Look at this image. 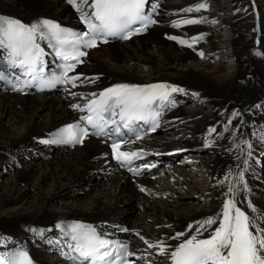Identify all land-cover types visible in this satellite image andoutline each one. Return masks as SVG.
I'll list each match as a JSON object with an SVG mask.
<instances>
[{
    "label": "bare ground",
    "instance_id": "obj_1",
    "mask_svg": "<svg viewBox=\"0 0 264 264\" xmlns=\"http://www.w3.org/2000/svg\"><path fill=\"white\" fill-rule=\"evenodd\" d=\"M93 1H0V17L22 26L38 19L63 23L75 19ZM149 1L159 7L155 24L143 36L123 42L126 46L117 42L103 45L105 51L100 52V47L90 51L75 73L79 84L73 90L47 97L0 93V169L13 172L9 189L17 194L14 198L9 191L1 193L0 208L33 191L28 207L0 213V264H6L5 253L12 247L24 249L30 264H48L45 254L51 249L54 264H67L60 256L63 239L52 225L61 220L85 222L105 233L127 226V234L119 238L129 240L130 251L140 254L147 264H169L181 245L210 240L215 243L205 258L224 263L235 241L239 216L246 227L244 251L249 262L264 264V200L259 196L264 184V19L259 15L260 5L255 0L235 2L230 16L216 9L223 21L236 27L245 14L241 5L249 2L259 28L257 40L246 39L237 29L228 40L229 56L235 62L227 73L220 67L207 70L204 62L205 56L217 53L207 34L206 23L213 15L206 12V0ZM202 45L207 53L199 57ZM115 84L158 90L172 87L174 106L165 113L157 132L139 144L160 155L151 159L152 164L171 165L167 169L158 166L170 185L169 193L147 176L133 178L115 170L106 144L99 140L89 139L68 150L43 141L54 129L77 120L76 109L91 95ZM188 100L196 105L186 110L181 102ZM2 119L17 133L9 134ZM175 151L181 153L162 156ZM35 157L40 159L34 162ZM180 159L187 170L196 166L197 175L201 170L207 177V183L201 181L197 188L202 203L190 202L194 187L185 182L181 170L186 169L172 167ZM37 165L44 167L41 173ZM18 184L24 187L22 192ZM86 188H96V193L82 206L76 202L60 212H48L47 206L56 197L86 195ZM160 193L165 202L153 199ZM130 207H140L135 214L139 222L129 216Z\"/></svg>",
    "mask_w": 264,
    "mask_h": 264
},
{
    "label": "rangeland",
    "instance_id": "obj_2",
    "mask_svg": "<svg viewBox=\"0 0 264 264\" xmlns=\"http://www.w3.org/2000/svg\"><path fill=\"white\" fill-rule=\"evenodd\" d=\"M0 1L4 2L6 0H0ZM206 1L208 3V5L206 7V12L211 13L213 15L212 21L210 22V24L208 23L209 21L206 23L207 27H208L207 34H209V36H211L213 38V41L217 47V50H216L217 53H216V55H214L215 57L214 56H212V57H206L205 56L204 62L207 60L206 61V64L208 66V67L206 66L207 70H210V69L214 70V68L216 69V68L220 67L221 72L224 71V72L228 73L231 71L233 64L235 62V60L229 56L228 40L232 38L233 34L236 32V29L240 30L246 39L257 40V38L255 36L259 32V28L256 27V22H257L256 15H255L254 11H251V12L249 11V9H251V7H249V2H247L248 4L246 3V4L241 5V8H243V11H245V14H244L242 20L240 21V23H238L236 25V27H234L229 22L223 21V19H221L219 17V15H217L216 9H220V11H222L225 15L230 16L232 14V5L235 2L240 3L241 0H206ZM255 2L260 5L259 15L264 19V0H255ZM217 3H218V6H217ZM257 29H258V31H257ZM132 43L135 44L137 42H136V40H134ZM126 45L127 44H124V43H117V46H126ZM105 49L106 48H103L101 46L99 51L102 52L103 50L105 51ZM149 51H151V50H149ZM206 51H207V47L203 46L202 50L200 51L201 53L202 52L203 53L199 57L204 56V52H206ZM261 58H262V61H264V56H262ZM201 61L203 62V60H201ZM201 61L196 60V63L201 62ZM217 65H218V67H217ZM143 70L145 71V67L142 69V71ZM216 70H219V69H216ZM180 100L181 99H179V101ZM194 103H195L194 100H188V101H182L181 102V104H183L182 106L186 110L189 108H192L194 105H196ZM202 109H204L203 112H205V113L208 111V107H206V108L202 107ZM9 125H10L9 122L6 119H2V127L6 128L7 132H9V134L17 133V130H9V128H10ZM263 150H264V147H263ZM262 156L263 155H261V160L263 159ZM39 159H40L39 157H35L33 160H34V162H36ZM25 160L29 161L30 159H28V160L25 159ZM175 160H177V159H175ZM263 161H262V163L264 164ZM175 162H176V164H174L172 167L178 168V169H181V168L186 169V170H181L183 173L186 174L185 182L188 185L194 187L191 190V193L193 194V198L190 199V202L192 200L193 203L192 202L191 203L193 205H196L197 202L202 203L203 197L201 196L200 192L197 191L198 190L197 188H199V186H200L199 184L201 183V181L204 184L207 183L206 177L203 175L201 170H199L200 175H197L198 171H197L196 166H195V168L187 170V168L182 165V159H180L179 161H175ZM261 166L263 168V165H261ZM170 167H171L170 164H168L167 166L166 165L164 166L165 169L170 168ZM43 168H44L43 166L37 165L38 173H41L42 170H44ZM12 174H13V172L11 170L7 171V170L0 169V194L3 192L9 191L8 194H10L11 197L14 196V198H16L17 194L13 193V192L10 193V189H9L12 187L11 186L12 185L11 184L12 183ZM160 175L162 176V173L160 171H158L156 174H154L153 178H149V180L156 182V184L158 186H160L161 188H164L163 190H168L167 193H169L170 191L167 188H169L170 185L168 183H166L164 178H162ZM156 177H160L161 179H156ZM261 178H262L261 181L264 182V170H263V174H262ZM102 186H103V184L101 183L100 187H102ZM16 188H18V190L20 189V192H22L24 189V187L22 185H19V184L16 185ZM18 190H16V191L18 192ZM182 190H183V187H182ZM85 191L87 192L86 195H75L74 198L73 197H67V196L63 197V195L56 197V199L54 201H52L47 206L48 212H53V211L54 212H60L66 206H70V207L75 206L76 202L80 206H82L83 204H85L86 202L89 201L91 195L96 193V188L95 189L86 188ZM32 192L33 191L30 190V191L24 193L21 197H19V199L16 200V202L12 203L11 205L0 208V213L3 215V214H6L8 211L10 212L13 210H17V208H19V207H21V208L28 207L29 203H31L33 200V193ZM259 196L262 200H264V184L260 186ZM165 198L166 197L165 196L163 197V195H161V193L153 196V199L156 201L165 202L166 201ZM129 209H130L129 210L130 211L129 216H132V218L135 222H139L140 219L136 218L135 214L137 211H140L139 210L140 207H137V208L136 207L135 208L130 207ZM138 226L144 227V224H140ZM126 230H127V226H126ZM130 238H132V237H130ZM130 240L132 242L136 241V239H134V238H132ZM54 251H55V249H54ZM54 254H55V252H53V249H51L50 251L47 252V254H45L46 263L54 264V259H53Z\"/></svg>",
    "mask_w": 264,
    "mask_h": 264
},
{
    "label": "water",
    "instance_id": "obj_3",
    "mask_svg": "<svg viewBox=\"0 0 264 264\" xmlns=\"http://www.w3.org/2000/svg\"><path fill=\"white\" fill-rule=\"evenodd\" d=\"M57 222H59V221H55L52 225H53V227H54V225L57 223Z\"/></svg>",
    "mask_w": 264,
    "mask_h": 264
}]
</instances>
